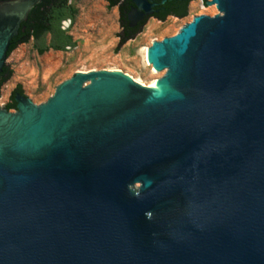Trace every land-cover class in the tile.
<instances>
[{
	"label": "water",
	"instance_id": "obj_1",
	"mask_svg": "<svg viewBox=\"0 0 264 264\" xmlns=\"http://www.w3.org/2000/svg\"><path fill=\"white\" fill-rule=\"evenodd\" d=\"M42 1L0 0V73ZM208 3L149 47L162 93L91 70L0 107V264H264V0Z\"/></svg>",
	"mask_w": 264,
	"mask_h": 264
},
{
	"label": "rangeland",
	"instance_id": "obj_2",
	"mask_svg": "<svg viewBox=\"0 0 264 264\" xmlns=\"http://www.w3.org/2000/svg\"><path fill=\"white\" fill-rule=\"evenodd\" d=\"M70 3L76 9L70 34L77 46L67 51L49 50L39 54L32 40L20 44L10 67L12 77L1 87L3 106L11 100L12 91L18 84H22L25 96L41 105L64 81L79 72L91 70H121L150 83L156 77L165 76L166 72L148 63L146 48L155 41L177 34L197 15L221 14L215 4L194 0L190 2L185 17L170 16L163 21L150 18L135 38L121 45L117 7L111 6L107 0H70ZM68 25L69 22L65 24Z\"/></svg>",
	"mask_w": 264,
	"mask_h": 264
},
{
	"label": "trees",
	"instance_id": "obj_3",
	"mask_svg": "<svg viewBox=\"0 0 264 264\" xmlns=\"http://www.w3.org/2000/svg\"><path fill=\"white\" fill-rule=\"evenodd\" d=\"M111 6H116L120 3L121 13L128 0H107ZM191 0H168L161 6L166 7V10L161 14L159 19L165 20L167 15L173 14L180 18L188 14V6ZM207 4L208 0H202ZM76 17V9L70 3V0H43L37 4L30 12L27 21L22 23L24 29H20L11 41L7 57L23 43L33 41L35 49L39 54H44L49 50L67 51L77 46V41L70 34L71 25ZM69 22L68 26L65 23ZM122 23V21H121ZM123 25V24H122ZM142 27L133 30L131 33L121 37L120 44L126 43L129 39L136 37L142 31ZM13 71L5 65L0 73V90L4 83L12 77ZM19 91L24 94L22 84H18L11 95V100L14 98V93ZM12 102L8 103L11 107Z\"/></svg>",
	"mask_w": 264,
	"mask_h": 264
},
{
	"label": "flooded vegetation",
	"instance_id": "obj_4",
	"mask_svg": "<svg viewBox=\"0 0 264 264\" xmlns=\"http://www.w3.org/2000/svg\"><path fill=\"white\" fill-rule=\"evenodd\" d=\"M151 1H152V3L155 4V5L152 6V9L154 10V12L152 14H145L144 16H142L140 19H138L136 21V24L135 25H131L132 20L130 18L132 9L133 8H137V5L134 2V0H128L127 1L126 6L123 9L124 14L121 13L120 3L115 6L119 10L120 22L122 21V23H121V33H120V36L121 37L124 36V35H127V34L131 33L135 29H138V28H140L142 26L144 27V25L146 24V22L150 18H157V19H159V17L161 16V14L166 10V7L161 6L163 4V3H161L162 0H151ZM192 1H194V0H191L190 2H192ZM170 16L178 17L176 15L169 14V15H167L166 18H168ZM159 20H161V19H159ZM14 90L12 91V93L14 92ZM23 95L24 94L20 93L19 91H16L14 93L13 100H10L9 101V102H12L11 107H8L7 106L9 102L5 106L0 105V107L3 108V109H7L8 111H11L13 113L19 114L20 113V109L19 108H20V104H21V100L20 99L22 98Z\"/></svg>",
	"mask_w": 264,
	"mask_h": 264
},
{
	"label": "bare ground",
	"instance_id": "obj_5",
	"mask_svg": "<svg viewBox=\"0 0 264 264\" xmlns=\"http://www.w3.org/2000/svg\"><path fill=\"white\" fill-rule=\"evenodd\" d=\"M145 57L146 60L148 61L149 64H152L151 62V55H150V49L149 47L145 49ZM156 68V67H155ZM126 73V72H125ZM128 75L132 76L131 74L127 73ZM138 82H140L141 84L148 86L150 88H153V90L155 91L156 94H160L163 92V90L165 89V87L163 85L160 84L159 77L154 78L150 83H144V81L135 78Z\"/></svg>",
	"mask_w": 264,
	"mask_h": 264
}]
</instances>
